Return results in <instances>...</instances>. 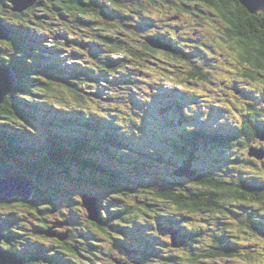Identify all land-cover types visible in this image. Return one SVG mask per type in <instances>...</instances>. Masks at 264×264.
Segmentation results:
<instances>
[{"label": "trees", "instance_id": "trees-1", "mask_svg": "<svg viewBox=\"0 0 264 264\" xmlns=\"http://www.w3.org/2000/svg\"><path fill=\"white\" fill-rule=\"evenodd\" d=\"M160 3L169 0H36L22 12H13L8 0H0V19L13 30L9 40H0V64L16 76L12 90L0 104V173L4 178L27 175L34 183L31 199L14 197L0 201V232L6 238L3 247L26 256L27 264H106L104 261L115 264L114 258L125 264H202L225 258L255 260L249 253L239 252L228 233L232 228H248L256 234L262 230L257 219L264 215V184L253 178L256 176L236 183L213 177L212 172L205 170L196 169L197 176L191 179L174 176L171 169L162 171L163 163L174 166L165 162L166 154L155 145L146 147L131 142L132 133L124 131L121 122L114 119L116 112L106 111L107 98L96 87L105 80L108 82V74L126 67L122 63L126 60L133 69L120 78L126 84L119 87L128 93L140 90L136 85L138 74L152 64L149 58L153 53L142 46L146 44L154 52L158 50L141 39L142 34L136 37L127 28L122 33L116 26H137L132 12L151 5L159 11ZM180 4L192 11L190 14L197 23L208 16L205 11L214 14L219 41L235 53L242 65L235 79L264 83V10L250 14L238 0H182ZM168 13L175 14V10ZM62 29L64 37L60 33ZM58 37H63L61 43ZM48 38L55 45H49ZM69 42L80 48L78 52L70 51L68 56L80 58L83 66L67 71L62 59L54 53L69 46ZM197 44L203 45V41ZM211 46L216 49L215 44ZM173 48L174 54L165 52L158 62L168 64L171 72L166 74L157 69L159 73L175 77L179 82L212 83L203 63L197 62V48ZM84 49L93 52L92 59L83 58ZM249 69L258 75L245 71ZM120 106L121 115L128 118ZM245 111L248 120L240 127L239 136L249 144L264 127L260 129L254 123L252 116L258 112L254 105L246 103ZM189 130L191 133L184 134L180 144L167 133L171 137L168 144L174 152L183 153L184 165L193 168L194 153L203 134L195 133L196 128ZM110 157L115 160L110 161ZM90 189L98 202L95 191L98 189L112 195L111 199L98 203L101 214L97 221L81 218L77 221L75 205L78 202L81 206V195ZM75 194L80 200L75 199ZM62 206L69 209L71 218L60 209ZM239 206L247 209L248 220L239 219V212L235 211ZM22 207L40 214L62 215L64 220L54 217V221L50 216H39L38 221H44L36 228L46 238L40 233L55 224L65 225V240L48 238L58 243V251L47 254L46 246H34L27 239L24 223L16 212V208ZM197 214H207V221L199 223L201 227L206 224L207 229L211 228L214 219L219 229L208 243L204 239L198 249L193 240L185 243L181 238L178 243L189 251V258L173 252L176 249L169 251L163 244L160 246L159 239L152 236L143 242H158L159 246L141 248L135 256L125 253L133 241V231L144 227L138 219L153 215L162 218L161 227L177 222L181 226L189 215ZM18 222L22 223L21 227L16 226ZM132 224L137 227L129 230ZM201 235L192 229L187 237ZM137 237L136 241L142 240Z\"/></svg>", "mask_w": 264, "mask_h": 264}, {"label": "rangeland", "instance_id": "rangeland-1", "mask_svg": "<svg viewBox=\"0 0 264 264\" xmlns=\"http://www.w3.org/2000/svg\"><path fill=\"white\" fill-rule=\"evenodd\" d=\"M128 3H130V1H128ZM154 10L155 8L152 5L145 7L143 11L134 10L132 12L133 21L135 23L142 24L143 22H147V20H156L158 17V12ZM5 17L10 19L6 13H5ZM186 25H191V24L186 23ZM56 26L59 27V23H57ZM193 27L197 28V31H198L197 36L199 38L203 39V38L208 37L209 35L211 38L215 39L217 43H216V50H215V47L211 46V44L209 43H207V46L205 47L204 50L202 48H198L197 50V53L199 54L197 62L201 61L203 65L206 67V69L207 67L209 68L211 75L215 77L216 83H214L213 85H208L207 88L203 86H200V87L196 86L195 90L194 88L192 89L191 92L193 94L199 95L197 99L194 98V101L199 100L198 102L195 103V107H189L190 108L189 110L192 111L190 115L195 118L192 124L197 123L198 127L199 126L206 127L207 125V128H208L210 119L222 118L223 120L217 119L215 122L217 124L223 123L222 124L223 127H226L230 129L231 131H233V133H230L232 136H234L235 145L233 147L234 149L238 148V152L234 151L233 154H231V155H235L236 157H233L232 159L226 158L225 160H222V162H217V161L210 159L211 155L204 153V151L200 148V145H198L197 152H200L202 154H197L198 156H197V159L195 160V165L202 167V169L204 170L206 169L207 171L212 172L214 174L213 177H216V178H222V179H227V180L235 179V181H237L238 179H246L248 176L247 174H252L257 177V180L259 183H264V160L261 159L259 161V160H255L254 158L244 156L245 154L244 155L242 154L243 152L245 153L244 146H241L244 144V140L242 139V141H239L238 140L239 137L237 136L238 132L234 130L235 125L239 127V125L235 123L236 119H238V116L234 115V113H239L240 110L231 107L229 109H226L227 112L225 115L216 114L219 117L212 116V114L214 113L210 112L213 105L220 104V101L218 98H219V95L223 94V88H222V85H220V83L227 77H230L233 80L232 85L236 83L239 86V90L241 92L248 93V96H249L248 102H252L256 104L255 106L257 107L258 112L260 114V115H256V118L259 119L260 123H264V115H262V113H264V101L262 100V98H260L264 94V87L261 86L260 84H255L256 82L254 80L250 81L249 83H244L242 81H238L237 79H235L238 73V69H236V66L234 65L233 55L230 53V51L227 48H224L227 51V53L224 49H221L220 45H223V43L219 41V37L217 35H220V34L217 33L216 26L214 25V23L210 21L207 23L205 22L202 25L195 23ZM82 28L85 29V27H82ZM126 28L128 29V31H133L136 37L141 34V30L134 26L132 27L116 26V29L118 31H121L122 33H125L127 31ZM190 31H192V28ZM62 32H64L63 29H62ZM83 33L84 32L82 31L81 34ZM149 34L150 32L147 34V36H149ZM77 36L78 35H76L75 37ZM150 36H152V34H150ZM135 42H139V40ZM68 44H69L68 49L71 52L79 51L80 46L74 45L71 42H69ZM81 51L86 60L92 59L93 53L90 50L84 49ZM68 62L71 65L75 64L74 62H70L69 60ZM123 63H125V61ZM127 65L129 66L130 64L127 63ZM128 70L130 69H127L125 67L123 68L120 67L115 74H108L109 77H106L108 82H106L105 80L103 85L99 84L98 90L104 95L105 98H107L106 111H108L109 113L116 112L117 115L120 116L121 112L119 110V106L122 105L120 106V108L122 107L125 110L124 114H127V116L131 115V118H134L137 120L136 125L139 130L135 131L137 132V134L136 133L132 134L133 137L137 141H139L144 146L150 145V144L154 145L153 142L154 143L156 142L157 145H163L162 149L164 150L170 149V145L168 144V141L166 137L164 136L166 132L163 134H160V132L154 134L152 132L153 130H156L157 128L156 124H159V126L161 127L164 125L163 122L159 121L156 118L155 116L156 113L155 114L149 113V116L146 115L145 113L147 110L150 109L149 104H151V107H153L152 103L155 105L164 103L166 102L165 97H162L160 99L152 98L148 92L147 87L155 88L153 85V82L147 81L146 83H144L142 80H139L141 79V76L137 77L138 80L136 82V85L142 88L143 91H140L139 94H136L134 92L128 93V91H123L124 89L120 88L119 86L121 85L125 87L126 82L122 84V79H120V77L122 78V76H125V73ZM230 70H232L233 72L231 73ZM147 71H148V74L154 78L155 82H157L159 79L158 72L154 70H147ZM113 75H116V76H113ZM133 76H135V74H133ZM175 82L176 80L162 81L161 85H163L164 87L172 88L175 86ZM177 89L184 91V88L182 86H178ZM106 92H109V94H107ZM229 98L231 100H234V96H230ZM242 101L243 100L240 99L239 101L240 105ZM100 103H103V102H100ZM239 104H236V107H239L240 106ZM171 106L168 109H171L172 108ZM161 107L166 108L167 106L163 104L158 105L159 111H161L160 110ZM170 115L172 116L173 113H171ZM119 116H115L114 119L116 121L121 122L122 120L121 118H119ZM170 125L173 127V128L171 127L172 130H175V131L178 130L179 126H182L185 128V123L183 122L180 123L179 121H171ZM163 129H166V128L163 127ZM211 129L215 130V127H212ZM166 130H170V128H167ZM159 136H162V139H160ZM158 137L160 140H157ZM179 138L180 139L178 140L182 139L181 135H179ZM94 145H97V144H94ZM263 147H264V143H263ZM204 155L207 157H205ZM109 159L110 161L115 160L111 157ZM206 159H207V162H206ZM172 161L177 162V163L180 162L178 161V159H175V158H173ZM161 167H162V164H161ZM240 175L245 176V178L240 177ZM148 182L149 181H146V183ZM231 182H234V181H231ZM95 191L99 195L100 202L101 200L104 202H106V200L107 202L110 201L112 195L108 196V193H106L105 191L101 192L102 190L100 189L95 190ZM92 192H93V189H90L91 194H93ZM74 197L76 200H80L78 194H75ZM78 207L81 208L83 212H81ZM16 209H17L16 211L17 215L20 217V220H22L24 223L23 226L25 228L23 229V232L26 233L27 239L30 242H32L34 246H38V244L46 246L47 250L44 251L45 253L46 252L47 254L54 253L55 248L57 249L58 243L54 240L43 238V236H40L36 232L37 226H41V224L44 221L43 219H40L38 221V218L39 216L47 215V216H50L53 221L55 220L54 217L56 219L58 218L59 220H64L62 215L58 212L56 213L51 212L50 213L51 215L48 212L44 214H40L33 210L30 211V209L25 208V207L16 208ZM60 209L64 212V214L65 213L68 214L69 217L71 218V215H70L71 212L69 211L68 208L66 207L63 208L62 206ZM74 209L77 212V215L74 218L75 220L79 221L80 218L81 220L86 219V212L81 206H79L78 202H77V206L75 205ZM235 211L240 212L239 218L244 219V215L242 214L244 209H242V207L239 206L235 208ZM3 213H8V212L4 211ZM188 219H189L190 225H194L197 228H199L198 227L199 223L205 222V220L207 221V215H198V214L191 215L189 216ZM231 219L232 217H229V220ZM138 221L141 222V225L142 224L147 225V229L142 227L139 230L147 231L148 236H153L154 238H157L159 240L160 239L165 240L164 241L165 246L164 245L163 246L168 248L169 251H171L172 247H171V243L169 241L168 236L166 234H163L162 231L159 229L158 224L162 221V218L159 219V218H156V216L151 215L149 217H145V220L138 219ZM20 224L22 226V223H19V222L18 224H16V226L21 227ZM60 226L62 227V229H59L60 231H57L56 226H52V228L53 230H55V232H61V233L66 232L67 228L65 227V225H60ZM211 228L212 230L216 228L214 219H213ZM200 230L204 232L202 234L203 238L201 240L204 241V239L207 238L206 240L208 243L209 239H208L206 224H203ZM229 231H230L229 233L230 235L237 234V236L240 237V240L242 241V246L244 248H247V250H250L247 252H250L253 257L258 256L259 259H255L252 262L248 260L246 261L241 260V259H230V260L219 259L216 261H213V260L205 261L203 264H264V239L262 237L254 234L248 228H232ZM98 238L101 239V236H98ZM98 242L99 244L103 243L102 241H98ZM175 249L176 250L173 252H176L177 254L181 255L184 258H187V257L189 258L190 254L188 253V250L185 247H180L179 249L178 248H175Z\"/></svg>", "mask_w": 264, "mask_h": 264}, {"label": "water", "instance_id": "water-1", "mask_svg": "<svg viewBox=\"0 0 264 264\" xmlns=\"http://www.w3.org/2000/svg\"><path fill=\"white\" fill-rule=\"evenodd\" d=\"M10 5V10L13 12H22L23 10L31 7L36 0H8ZM250 14H255L260 10H264V0H238ZM248 3H252L253 7L257 9L255 13H251V9L248 8ZM13 30L8 27L0 19V40H9L10 35ZM16 82V76L10 68L4 67L0 64V104H2L8 93L13 88ZM261 140H264V134L261 136ZM250 156H255L257 158H262L264 154L260 149H250ZM176 175L186 176L191 178L195 175L187 169H181L175 172ZM33 180L28 179L24 175L10 176L3 178L0 173V201H7L18 197L22 200H29L33 195ZM82 207L86 209L87 219L90 221H97L100 212L97 208V200L90 197L87 193L82 194ZM47 237H57L59 240L66 239V234L55 235L52 229L45 232H41ZM175 234L173 233V239ZM1 243V240H0ZM0 264H24V259L18 258V256L10 251L1 249L0 247Z\"/></svg>", "mask_w": 264, "mask_h": 264}, {"label": "flooded vegetation", "instance_id": "flooded-vegetation-1", "mask_svg": "<svg viewBox=\"0 0 264 264\" xmlns=\"http://www.w3.org/2000/svg\"><path fill=\"white\" fill-rule=\"evenodd\" d=\"M182 0H169V3H160L162 5H159V11L156 10L157 7H154L155 10L158 12V17L155 20L154 23H149L150 29L149 32L150 34L159 37L161 39H163L166 43L171 44L172 46H177L180 49H183L185 46L190 47L194 44L195 41L193 40V38L196 36V32L193 31V26L195 23H197L196 18L190 14L192 13V11L187 8L182 6L181 3ZM154 6V5H153ZM182 6V7H180ZM183 8L185 11H182ZM175 10V14H169L168 12H173ZM205 14H208V16L204 19V21L199 22L197 24L202 25L203 23H207V22H212L214 23V25L216 26V30H217V23L214 21L216 20V17L214 16V14L211 11H205ZM214 19V20H213ZM217 21V20H216ZM186 23H190L191 25H186ZM192 28V31H190ZM194 32V33H193ZM181 33V35H180ZM214 34V33H213ZM147 37V36H146ZM145 37V38H146ZM206 42L209 44H213V42L215 41V39L211 38L209 35L208 37H206ZM217 42V41H216ZM223 46L226 47V44L223 43ZM145 50L149 51V52H153L150 54V61L152 62V64L157 65V67H159L158 62L161 61V58L159 57V55H161L160 51H153L151 49H149L146 44L145 46H142ZM228 48V47H226ZM181 51V50H180ZM182 52V51H181ZM167 54V53H166ZM147 55V54H145ZM239 67L242 66L239 62H237ZM241 69V67H240ZM247 73L251 74V75H258L256 73V71L254 70H245ZM207 72L211 75L209 68L207 67ZM207 72H205L207 74ZM261 76H263V74L261 73ZM208 77V75H207ZM179 80L176 81V83H178ZM212 83H215V77L212 76L211 79ZM207 85V84H206ZM221 85H224V83H221ZM225 95V94H224Z\"/></svg>", "mask_w": 264, "mask_h": 264}, {"label": "snow or ice", "instance_id": "snow-or-ice-1", "mask_svg": "<svg viewBox=\"0 0 264 264\" xmlns=\"http://www.w3.org/2000/svg\"><path fill=\"white\" fill-rule=\"evenodd\" d=\"M248 8L251 9V13H255L257 11V9L253 7L252 3H248ZM262 22H264V18H262Z\"/></svg>", "mask_w": 264, "mask_h": 264}, {"label": "bare ground", "instance_id": "bare-ground-1", "mask_svg": "<svg viewBox=\"0 0 264 264\" xmlns=\"http://www.w3.org/2000/svg\"><path fill=\"white\" fill-rule=\"evenodd\" d=\"M216 120H217V118H216ZM260 254V253H259Z\"/></svg>", "mask_w": 264, "mask_h": 264}]
</instances>
